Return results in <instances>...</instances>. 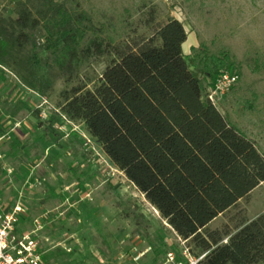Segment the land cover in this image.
Instances as JSON below:
<instances>
[{"label": "trees", "instance_id": "obj_1", "mask_svg": "<svg viewBox=\"0 0 264 264\" xmlns=\"http://www.w3.org/2000/svg\"><path fill=\"white\" fill-rule=\"evenodd\" d=\"M147 15L150 35L130 38L82 0H17L14 17L0 15V65L44 99L66 84L57 114L84 125L178 237L205 255L199 264H264V213L233 230L209 229L264 183V153L208 100L183 53V22ZM101 60L93 90L69 87ZM192 61L210 86L241 69L217 45L192 48ZM254 64L264 70L260 57Z\"/></svg>", "mask_w": 264, "mask_h": 264}, {"label": "rangeland", "instance_id": "obj_2", "mask_svg": "<svg viewBox=\"0 0 264 264\" xmlns=\"http://www.w3.org/2000/svg\"><path fill=\"white\" fill-rule=\"evenodd\" d=\"M16 1L0 0V15L14 17ZM82 1L97 18L130 38L150 35L152 27L143 25L150 9L156 23L183 22L188 34L183 53L205 95L211 79L195 68L192 48H229L241 67L234 74L240 77L216 108L264 153V70L254 71V59L264 61V0ZM106 65V60L93 64L69 87L82 83L93 90ZM66 87L59 82L44 99L0 65V206L22 207L18 232H35L44 264H165L167 253H181L184 240L83 124L57 114L59 93ZM36 110L40 119L34 116ZM262 213L264 183L209 229L233 230ZM185 245L198 256L192 245Z\"/></svg>", "mask_w": 264, "mask_h": 264}, {"label": "built area", "instance_id": "obj_3", "mask_svg": "<svg viewBox=\"0 0 264 264\" xmlns=\"http://www.w3.org/2000/svg\"><path fill=\"white\" fill-rule=\"evenodd\" d=\"M238 76L230 73H222L207 93L208 100L216 106L218 101L228 94L238 83ZM43 117V116H42ZM65 121L69 122L64 118ZM24 210L20 206H0V264H44L43 253L35 237V232L20 235L18 227ZM177 255L174 252L167 253L165 264H199L205 255L193 256L189 248Z\"/></svg>", "mask_w": 264, "mask_h": 264}]
</instances>
